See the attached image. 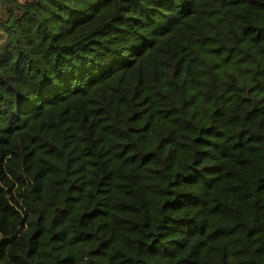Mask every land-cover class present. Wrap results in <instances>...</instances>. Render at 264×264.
<instances>
[{"label":"trees","instance_id":"obj_1","mask_svg":"<svg viewBox=\"0 0 264 264\" xmlns=\"http://www.w3.org/2000/svg\"><path fill=\"white\" fill-rule=\"evenodd\" d=\"M0 151V264H264V0H0Z\"/></svg>","mask_w":264,"mask_h":264},{"label":"rangeland","instance_id":"obj_2","mask_svg":"<svg viewBox=\"0 0 264 264\" xmlns=\"http://www.w3.org/2000/svg\"><path fill=\"white\" fill-rule=\"evenodd\" d=\"M13 162V160H11L8 156H6L3 151H0V168L2 169L0 171V179L1 182L3 184L6 185V187L8 188V196L10 198V200L16 204L18 207H20V201H21V196L24 190L25 185L18 183L13 174L11 172H5V170L3 169V166L5 163L8 162ZM26 161V165H27V171L31 172V173H36L37 171V167L34 164L29 163L28 159H25ZM27 183V182H26ZM12 187H10V185H12ZM4 214L0 213V235L4 234ZM3 262V259L0 257V263Z\"/></svg>","mask_w":264,"mask_h":264}]
</instances>
